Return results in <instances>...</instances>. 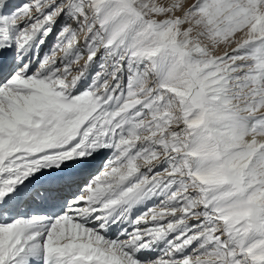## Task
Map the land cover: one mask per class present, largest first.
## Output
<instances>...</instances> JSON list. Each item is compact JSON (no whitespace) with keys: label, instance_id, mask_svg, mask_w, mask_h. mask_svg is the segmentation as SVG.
I'll return each instance as SVG.
<instances>
[{"label":"snow or ice","instance_id":"obj_1","mask_svg":"<svg viewBox=\"0 0 264 264\" xmlns=\"http://www.w3.org/2000/svg\"><path fill=\"white\" fill-rule=\"evenodd\" d=\"M0 264H264V0H0Z\"/></svg>","mask_w":264,"mask_h":264},{"label":"bare ground","instance_id":"obj_2","mask_svg":"<svg viewBox=\"0 0 264 264\" xmlns=\"http://www.w3.org/2000/svg\"><path fill=\"white\" fill-rule=\"evenodd\" d=\"M51 43H52V39L51 38H49V41H48V44H46L45 45V47H44V50L46 51L47 50V48L51 45ZM57 55L59 56L60 55V53H57ZM149 206H151V203L149 204ZM141 210H143V209H141Z\"/></svg>","mask_w":264,"mask_h":264},{"label":"rangeland","instance_id":"obj_3","mask_svg":"<svg viewBox=\"0 0 264 264\" xmlns=\"http://www.w3.org/2000/svg\"><path fill=\"white\" fill-rule=\"evenodd\" d=\"M48 49V48H47Z\"/></svg>","mask_w":264,"mask_h":264}]
</instances>
